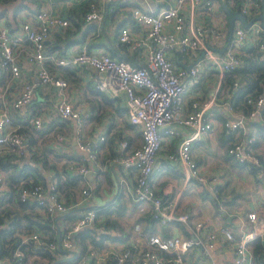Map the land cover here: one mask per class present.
I'll use <instances>...</instances> for the list:
<instances>
[{"label":"built area","instance_id":"1","mask_svg":"<svg viewBox=\"0 0 264 264\" xmlns=\"http://www.w3.org/2000/svg\"><path fill=\"white\" fill-rule=\"evenodd\" d=\"M110 2L115 4V0H88L86 20H104L105 13L112 10ZM234 2L238 3L240 11L248 19L261 12L260 0ZM201 4L207 9L209 24L200 22L202 18L199 17L197 8ZM216 5L215 0H173L172 4L161 6L157 10L133 5L131 16L136 28L130 23L122 24L118 41L126 44L129 50L142 49L145 54L144 63L116 58L107 48L89 49L84 42L79 48L62 55L54 51L48 52L47 39L50 32L54 27L63 28L69 24V19L44 8L24 18L18 28L12 29L6 23H1L0 63L9 67L11 72V81L9 79L6 83V88L10 89V84L15 83L18 90L12 101H7L5 94L0 92V143L10 146L18 153L28 150V133L18 130L19 123L17 127L14 126L11 108L31 104L37 94L38 84L43 87L56 86L58 97L55 110L64 118H81L83 107L74 105L67 95L69 80L61 73L51 70L47 65L48 60L61 65H72L81 73H84L85 67L92 68L97 87L111 97L121 96L124 99L127 118L141 132V143L132 148L128 137L118 139V153L109 159L108 165L122 166L126 170L124 180L128 181L131 197L140 202L143 208L146 203L149 204L152 219L161 224L176 220L188 223L189 213L177 212L175 203L160 193L153 184L152 175L162 169L163 165L170 164L185 178H194L217 192L218 181L209 177L194 152L196 141L219 125L220 122L215 119L216 114L224 116L221 125L228 132L238 129L237 134L244 136L229 145L228 153L247 166V169L256 165L264 170L263 159L254 146L256 137L250 132L252 120L259 121L264 126V86L259 92L246 96V103L250 106L246 113L237 109L231 99V94L240 86L238 79L233 81L232 91L225 88L222 81L227 71L243 64L248 47L257 45L264 49V26L259 19H254L247 26L237 22L225 49L221 51V46L208 41L209 36L217 41H222L227 36L224 24L215 17ZM25 43L29 47L26 59L36 68L37 82L25 77L20 63L19 49ZM201 52L203 55L196 57ZM177 53L197 54L194 55L195 60L191 66L186 67L184 64L179 65L174 59ZM207 67L219 73L216 84L207 96L195 95L186 101L192 88L198 89L201 86L202 74ZM219 108L222 109L221 112ZM43 113H32L27 118L28 123L35 128L43 127ZM100 138L104 139L105 133L101 132ZM59 139L67 138L62 136ZM75 139L79 148L87 152L84 158L97 159L100 140L85 137L81 130H77ZM71 168L84 174L90 169L87 163L72 165ZM2 179L0 174V181ZM18 193L23 201L36 202L49 213L64 212L72 205L66 203L55 180L47 185L41 182L30 186L21 185ZM82 193L81 200L91 194L87 187L82 189ZM96 218V208L86 209L67 226L61 240L52 239L48 244L59 248L60 245L63 248L74 247V235L83 227L94 224ZM240 220L243 227L241 238L230 224L208 230L206 239L199 234L185 236L175 233L164 236L157 232L146 235L138 250H134L132 241H127L122 247L91 249L86 256L68 264H103L106 258L112 264H125L127 260H130L129 264H218L213 259L191 260L187 253L194 246H203L205 252L209 253L220 241L226 243L231 251V256L224 264H254L252 242L260 239L264 244V213L260 216L257 209H249L240 215ZM204 224L203 221H197L196 230L200 231ZM4 226L5 224L0 223V235ZM136 227L139 228L140 224L137 223ZM41 238L39 230L19 236L11 246V258L23 264V244L32 240L40 242Z\"/></svg>","mask_w":264,"mask_h":264},{"label":"crops","instance_id":"2","mask_svg":"<svg viewBox=\"0 0 264 264\" xmlns=\"http://www.w3.org/2000/svg\"><path fill=\"white\" fill-rule=\"evenodd\" d=\"M116 1L118 2L121 0H115V3ZM215 1L217 2L215 17L224 24V28L227 29V36L226 39L222 41L214 40L212 36H209L208 41L223 47L231 38H229V14L228 11L226 14V12L220 8L219 5L221 0ZM229 1L230 5H228L226 2H224V4L226 3L233 9H238L240 11L237 2H234V0ZM127 2H129V5L127 7L125 6L122 10H118L117 4L110 2V8H112V10H109L108 13H105L104 21L102 20L101 22L87 21L84 15V26H82V29L80 32H78L77 39L75 41H71V44L66 47L65 52L67 53L79 48L84 42L87 44L89 49L97 50L100 48H107L110 54L116 58H123L136 63H144L145 54L143 53L142 49L132 51L129 50L128 46L125 47L124 44H121L118 41L119 34H117V24L121 26L122 24L130 23L131 26L136 28L135 21L131 16V7L133 5H140L146 9L157 10L161 6L164 7L172 4L173 0H127ZM131 2L133 4H130ZM85 4H88V0H10L9 2H0V24L6 23L10 28L15 29L18 28L24 18L30 17L31 14L35 13V11L38 9L44 8L54 13L66 15L70 9L73 8L80 10ZM20 5H22L21 8H18L17 6L20 7ZM126 9L130 10V14H128ZM197 10L199 17L202 18L200 22L209 24L210 21L206 18L207 9L204 7V5H198ZM262 10L263 8H261V12ZM113 12H115V14H113ZM255 19H259L262 22L261 18ZM237 22L242 23V21L239 19H236V23ZM85 24H98L99 26L98 28L89 31L84 35ZM60 29L61 28L54 27L52 32H50V36L47 39V49L50 53L54 51L57 52V54L62 55L58 49H52L49 47L50 41L55 39V36H53V31H59ZM27 46V43H25L23 48H20L21 46L18 47L20 48V63L24 70L25 77L37 82L36 68L26 59V54L29 51V47ZM195 54L197 53L185 55L177 53L174 59L179 65H186L193 63L195 60ZM48 62L50 65L48 67L51 70L61 73L64 77L66 76L64 75L63 69L58 68L60 66L68 67L76 75L77 79L75 80L66 77L70 82V88L66 91L68 97L74 103V105L83 107L81 118H64L60 112L55 110L56 98L58 97L56 86L49 85L47 87H43L41 84H38L37 94L35 96V99L38 101H36V104L33 105V107L39 109V111L34 112L30 106V108L25 106L20 108L12 107L11 112L17 115L15 117L14 126L17 127L19 122L23 123L22 121H26L25 126H30L28 128L29 131H27L28 134L26 135L28 145L30 142L29 150L37 149L42 152L46 147V150L49 151L48 156L50 162L57 163L59 170H62V168L65 166L70 169L72 165H76L80 162L87 163L90 169L85 174L80 172L79 174L82 177L81 186L83 188H89L91 193L88 198L81 200L83 195L82 190H77L76 199L74 202H72L70 207L71 209L69 208L64 212L58 211L52 213L53 221L51 222V226L52 229H54V235L51 239H59L67 226L86 209H107L109 204H125H123L124 207H126L125 212L121 215H118L117 218L119 219V222L125 226L124 230L123 227L118 230H121L122 233H127V237L116 240L108 238L102 247H122L127 241H132L138 249L142 245L146 235L157 232L164 236L175 233H180L185 236L199 234L204 239H206L208 230L212 228H218L223 224L232 225L235 229L236 235L241 238L243 235V227L241 225L240 215L253 208L258 210L260 216L263 215L264 186L257 187L255 192H251L248 195L247 199L242 198L241 195L245 192L243 191L245 187L252 186L254 183L253 180L261 181L264 185V170L256 165L249 167L252 176L247 172H243L242 185L240 183L237 184L232 179V177L235 176V171L239 172L238 167L245 168L247 166L238 162L231 154L230 155L238 162L237 164H232L231 160L226 157L225 148L220 141L221 131L224 129V126L221 125V121L224 119V116L222 114H216L215 119L220 122L219 125L217 124L216 129L207 131L202 138L196 141L194 144V152L198 161L205 167L209 177L215 181H218L219 190L215 192L206 186L202 187L201 182L198 180L194 178L187 179L175 167L171 166L170 164H165L163 165L164 167L162 169L154 172L152 175L153 184L160 193H163L165 197L167 196L166 198L172 200L175 203L177 212L186 211L189 213V222L184 223L182 221L176 220L168 224H161L157 221L151 220L148 217L150 216V212L148 210L149 204L146 203V206L143 208L140 202H138V205L135 204L137 201L131 197L128 181L124 180V172L126 170L122 166L115 167L113 164L108 165L109 159L111 158L109 156L110 142L108 140L103 141V139L100 138V133H106L107 129L110 127L112 130H116L118 128L120 131L122 130L123 136H126V134L130 132V130H128L123 123L127 118L124 99H122L121 96L111 97L98 87L97 88L99 91H95L92 84L96 85L97 83L94 78L95 71L92 68L85 67L84 73H81L78 72L72 65H61L51 60H48ZM1 67L4 66L0 63V68ZM224 77L225 74L223 78ZM218 78L219 73L216 70H213L209 67L205 68L202 74L201 86L198 89L192 88L191 92L186 96V101L195 95L200 97L207 96L209 94V90L216 84ZM9 79L11 81V72H9L5 83H0V92L5 94V99L7 101H12L17 95L18 85L15 86V83L10 84L11 88L7 89L6 83L9 81ZM194 89H196V91H194ZM103 95L106 96L107 100L103 97ZM221 111L222 109L219 108V112ZM32 113L44 114L43 127L35 128L33 125L28 123L27 118ZM253 121L254 120L250 121V132H252L253 126H255ZM112 122L114 124H112ZM77 130H81L85 137L94 140H100L99 145H101V147L97 149V159L94 160L91 158H84L87 156V152L81 150L76 142L75 138ZM232 131L238 132V129H234ZM50 135L51 137H49L47 140L46 137ZM43 136H45L44 140L40 139ZM62 136L67 139H59ZM35 137H37L38 140L36 143H32V139ZM255 137L256 140L254 146L258 153L262 154L264 158V137L260 138V140L257 139L256 135ZM133 146L135 145H131L130 148ZM9 153H16V151L10 146L0 143V155H6ZM70 171L74 172L72 168ZM3 172V169L0 168V174L2 176L4 175ZM44 175L47 183H50V181L52 182L55 178V167H49L44 171ZM3 182L4 181H0V198L2 194L1 190L7 186L5 182ZM165 188L168 190H165ZM210 193H213L215 197L213 198ZM13 204H15L13 200L7 201L5 207L10 208ZM1 207L2 206L0 205V208ZM71 212H74V215L68 216V214ZM104 219V216H100L97 222H102ZM197 221H203L205 223L200 231H197L195 228V223ZM137 223L140 224L139 228L136 227ZM111 231H113L112 233L114 234L119 233L117 230H115V228H111ZM17 232L18 230H16V233ZM41 233L44 236L48 234V232L46 233L44 231ZM74 241L75 246L71 249H77L79 253V247L76 244V234L74 235ZM46 242L48 244L49 240H45L42 237L40 242L34 241L33 244L38 246L40 245L39 247L43 248L44 246L41 245ZM48 246L50 245L48 244ZM25 247H27V249L30 248V246L26 245ZM51 248L54 249L55 247ZM32 249L33 251L28 254L27 264H35V259H42L39 255V252L43 254L44 250L41 249L38 251L35 247H32ZM91 249L99 248H95L90 245L87 254L90 253ZM209 251V253L205 252L203 246H194L187 253V256L191 260L213 259L216 260L218 264H224L231 256V251L228 245L221 241L218 242L215 248ZM71 254V252L64 250L63 253H54L55 257L53 258L52 262L63 256H70ZM42 257L47 259L45 255H42ZM71 259L72 258L66 259L62 262L68 264L70 263L69 260ZM11 262V256H0V264H11ZM62 262H59V264ZM18 264L22 263L18 261ZM23 264H26V262H23ZM103 264H112V262L109 258H106Z\"/></svg>","mask_w":264,"mask_h":264},{"label":"trees","instance_id":"3","mask_svg":"<svg viewBox=\"0 0 264 264\" xmlns=\"http://www.w3.org/2000/svg\"><path fill=\"white\" fill-rule=\"evenodd\" d=\"M10 0H0V2H9ZM226 2L230 5L229 0H221L220 1V8L224 10L227 14ZM129 2L127 0L116 1L117 9H124V7L128 6ZM263 8V1L260 0ZM130 4H133L132 2ZM22 5L17 6L21 8ZM88 4H85L81 7L80 10L70 9L68 13H66V17L69 19V24L61 28L59 31H53V36L55 39L51 40L49 43V47L52 49H58L60 54L66 53V47L71 44V41H75L77 39V34L84 26V15ZM128 14H130V10L126 9ZM115 14V12H113ZM104 21V20H103ZM121 24V23H120ZM98 24H85L84 35L93 30L98 28ZM120 25L117 24V34H119V27ZM52 32V31H51ZM126 47L127 45L124 44ZM47 65L49 62L47 61ZM58 68L63 69L64 75L69 79H77L76 75L74 74L71 69L68 67L60 66ZM9 67L4 66L0 68V83H5L7 76L9 75ZM235 79H238L240 86L233 92L231 95V99L233 100L235 107L237 109H241L244 112H249L250 106L246 103V96L250 93H257L261 90L264 86V49H260L257 45H253L247 48V52L244 54L243 64L235 69L229 70L225 73V77L223 78V85L225 88H229L232 91L231 85ZM95 91H99L95 84H92ZM223 87V88H224ZM224 88V89H225ZM103 97L107 100L106 96ZM109 99V98H108ZM37 99H34L31 104L25 105V107H31L32 110L39 111L33 107L36 104ZM29 107V108H30ZM12 117L15 119L17 116L13 112H11ZM23 123L19 122V130L20 131H29V127L25 126L26 121H22ZM124 125L128 130L129 133L126 136L131 141L132 145L140 144V130L138 126L132 123L128 118L125 119L123 122ZM112 124H114L112 122ZM253 130L252 132L257 136V139L264 137V127L259 121H253ZM34 133V131L32 130ZM227 129L224 128L221 131V138L220 141L225 148L226 157L231 160L232 164H237L238 162L228 153V147L231 143L235 140L240 138V134H237V131L227 132ZM252 133V134H253ZM123 136L122 130L116 129L112 130L111 127L107 129L105 133V138L103 141L108 140L109 143V156L112 157L116 153H118L117 141ZM38 140L37 137L32 139V143H36ZM131 146V145H130ZM30 147V142L28 145V150ZM32 147V146H31ZM101 145L97 147L99 149ZM27 150V151H28ZM24 153H9L6 155H0V168L3 169V179L2 181L5 182L7 185L2 191L1 194V202L0 205V223L5 224V226L1 229L0 235V256L1 257H10L11 253V246L14 245V242L19 238V236L32 233L36 230H41L44 232H48L46 236L43 234V238L45 240H52L51 238L54 235V229H52L51 222L53 221L52 213H49L46 210H43L36 202L30 201H23L19 197L18 189L21 185L23 186H30L32 183H43L47 185V180L44 175V171L47 170L49 167H55V178L54 180L57 183L58 188L63 193L64 199L66 203L70 204L75 201L76 199V191L82 190L83 187L81 186V175L77 172H71L69 168L66 166L59 170L57 163H51L49 160V151L43 149V151H39L37 149L29 150L28 152ZM262 159L263 155L260 154ZM82 162L78 163L81 164ZM76 164V165H78ZM1 181V182H2ZM3 182V183H4ZM167 197V196H166ZM13 200L15 204H13L10 208L5 207L7 201ZM122 204H109L107 209L99 208L97 209V218L94 224L87 225L83 227L76 233V244L79 247V253L77 256L72 258L71 261L76 260L77 258L86 255L89 251V246H93L95 248H102L105 241L108 238L111 239H124L127 237V233H122L120 229L125 226L119 222L117 218L118 215H121L125 212L126 207ZM135 204L138 205V202ZM71 209V208H70ZM74 212L68 214V216H73ZM100 216H104L105 219L102 222H97ZM151 220L150 216H148ZM149 219V220H150ZM22 225V227H21ZM20 227V228H18ZM111 228H115L119 233H112ZM16 230L18 232L16 233ZM52 230V231H51ZM22 232V233H20ZM189 235V233H188ZM33 241H28L24 243L22 246L25 250V257L23 258V262L27 264V257L28 254L33 251L32 247H35L36 250H44V253H40L41 260H34L35 264H51L54 256V253H63V250L59 247H55L54 249L48 246L47 242L43 243L39 247L38 245H34ZM26 246H30L27 249ZM254 251H255V264H264V244L261 242L260 239H254L252 242ZM134 250H138L135 244H133ZM42 255H45L47 259H44ZM130 260H127L125 264H129ZM263 263H262V262ZM3 264V263H2ZM11 264H18L17 260L12 259ZM59 264V263H58Z\"/></svg>","mask_w":264,"mask_h":264},{"label":"water","instance_id":"4","mask_svg":"<svg viewBox=\"0 0 264 264\" xmlns=\"http://www.w3.org/2000/svg\"><path fill=\"white\" fill-rule=\"evenodd\" d=\"M226 8L229 14V38L232 36V32H233V28H234V24L236 23V19H239L240 21H242V23L247 26L250 24V22H252L255 18H261L262 19V25L264 26V1H263V10L260 14H258L255 17H252L250 19H248L241 11H239L238 9H233L232 7L228 6L226 3ZM227 44H225L223 47L220 48V50H224V48L226 47ZM203 55V52H201V54L198 56L201 57ZM192 63L186 64V67H190ZM60 236V240H61ZM60 248L64 251L67 252H71L72 254L70 256H63L61 258L56 259L55 261H53L51 264H58L59 262H62L66 259H70L73 258L75 256H77L78 254V250L77 249H65L62 247V245H60Z\"/></svg>","mask_w":264,"mask_h":264},{"label":"rangeland","instance_id":"5","mask_svg":"<svg viewBox=\"0 0 264 264\" xmlns=\"http://www.w3.org/2000/svg\"><path fill=\"white\" fill-rule=\"evenodd\" d=\"M49 137H51V135H50V136H47L46 139L48 140ZM44 138H45V136L41 137L40 139L44 140ZM46 139H45V140H46ZM238 169H239V172H236V171H235V176H233L232 179H233L237 184L240 183V184L242 185V184H243V175H242L243 172H247L248 174L251 175V170H249V169H247V168H242V167H238ZM241 170H242V171H241ZM251 176H252V175H251ZM253 181H254V183L252 184L251 187L247 186V187H245V189L243 190V191H245V192L241 195L242 198L247 199V198H248V195H249L251 192H255V189H256L257 187L264 186L263 183H262L261 181H255V180H253ZM253 181H252V182H253ZM201 186L203 187L204 185L201 184ZM202 187H201V188H202ZM210 195H212L213 198L215 197V195H214L213 193H210Z\"/></svg>","mask_w":264,"mask_h":264}]
</instances>
